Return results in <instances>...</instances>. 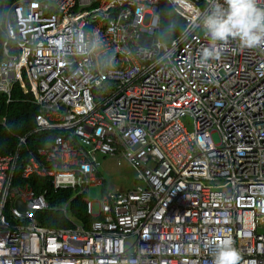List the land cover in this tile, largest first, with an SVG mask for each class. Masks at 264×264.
Instances as JSON below:
<instances>
[{
	"label": "built area",
	"instance_id": "built-area-1",
	"mask_svg": "<svg viewBox=\"0 0 264 264\" xmlns=\"http://www.w3.org/2000/svg\"><path fill=\"white\" fill-rule=\"evenodd\" d=\"M167 1L185 19L170 41L157 37L162 0L9 7L7 35L38 87L23 101L39 112L33 131L15 135V151L0 155V264H212L225 237L239 264H264V46L229 41L206 61L195 25L211 0ZM4 54L0 94L10 104L20 55L8 44ZM34 133L52 136L34 148ZM99 156L129 162L141 184L103 190L94 213L87 192L105 185ZM32 176L73 196L52 208ZM78 196L89 226L71 212ZM52 210L72 226H44L38 214Z\"/></svg>",
	"mask_w": 264,
	"mask_h": 264
},
{
	"label": "trees",
	"instance_id": "trees-1",
	"mask_svg": "<svg viewBox=\"0 0 264 264\" xmlns=\"http://www.w3.org/2000/svg\"><path fill=\"white\" fill-rule=\"evenodd\" d=\"M17 0H0V61L5 58V46L8 44L10 53L20 55L19 79L13 88L12 97L14 101L8 104V97L0 94V120L7 116L9 123L7 127L0 125V155L11 154L17 146L15 135H26L33 131L35 127V117L39 108L31 102L23 100H33L37 97V83L32 80L27 70L26 57L20 49L15 46V41L8 37L6 30L7 14L9 7ZM185 26V19L178 14L167 0H162L161 4V22L157 37L164 41H170L177 36ZM52 134L34 133L29 137V146L34 148L43 147ZM36 192H41L43 188L48 187L47 199L52 208L68 201L74 191L72 189H61L55 191L49 188L48 181L44 178L32 176L29 179ZM105 189V187H104ZM72 214L82 223L91 225L95 220L87 215L86 203L82 196H78L71 205ZM38 219L46 227L60 228L71 227L72 225L64 218L60 211H43L38 214Z\"/></svg>",
	"mask_w": 264,
	"mask_h": 264
},
{
	"label": "clouds",
	"instance_id": "clouds-1",
	"mask_svg": "<svg viewBox=\"0 0 264 264\" xmlns=\"http://www.w3.org/2000/svg\"><path fill=\"white\" fill-rule=\"evenodd\" d=\"M198 27L208 39L203 57L219 59L223 45L238 41L243 48L264 46V5L259 0H211L197 17ZM240 253L230 237L222 239L212 264H239Z\"/></svg>",
	"mask_w": 264,
	"mask_h": 264
},
{
	"label": "rangeland",
	"instance_id": "rangeland-1",
	"mask_svg": "<svg viewBox=\"0 0 264 264\" xmlns=\"http://www.w3.org/2000/svg\"><path fill=\"white\" fill-rule=\"evenodd\" d=\"M187 129L192 131L193 123L190 117H185ZM215 140L218 141L217 135L214 136ZM99 160L102 164L99 166V173L105 179V189L110 191L128 190L135 188L141 184V180L137 179L135 169L129 164V162L123 160L121 165L117 164L116 158L107 156H99ZM104 187L102 186H90L87 192V196L92 200L93 211L97 213L100 207V200L102 198V192ZM135 238H130L127 243L132 246L135 243Z\"/></svg>",
	"mask_w": 264,
	"mask_h": 264
},
{
	"label": "water",
	"instance_id": "water-1",
	"mask_svg": "<svg viewBox=\"0 0 264 264\" xmlns=\"http://www.w3.org/2000/svg\"><path fill=\"white\" fill-rule=\"evenodd\" d=\"M16 202H17V205H19V207H21L24 211L27 209L29 210L28 205L23 203L20 198H18Z\"/></svg>",
	"mask_w": 264,
	"mask_h": 264
},
{
	"label": "crops",
	"instance_id": "crops-1",
	"mask_svg": "<svg viewBox=\"0 0 264 264\" xmlns=\"http://www.w3.org/2000/svg\"><path fill=\"white\" fill-rule=\"evenodd\" d=\"M103 190H105V189H103Z\"/></svg>",
	"mask_w": 264,
	"mask_h": 264
}]
</instances>
